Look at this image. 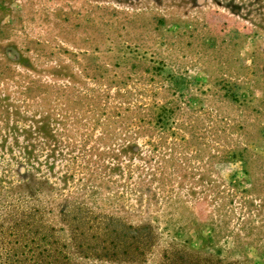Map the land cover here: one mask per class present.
<instances>
[{"label":"rangeland","instance_id":"rangeland-1","mask_svg":"<svg viewBox=\"0 0 264 264\" xmlns=\"http://www.w3.org/2000/svg\"><path fill=\"white\" fill-rule=\"evenodd\" d=\"M0 264H264V0H0Z\"/></svg>","mask_w":264,"mask_h":264}]
</instances>
